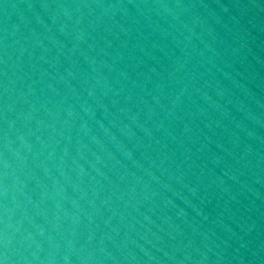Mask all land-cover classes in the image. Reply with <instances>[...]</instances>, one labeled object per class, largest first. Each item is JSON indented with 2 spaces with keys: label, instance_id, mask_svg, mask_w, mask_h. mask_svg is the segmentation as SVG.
I'll use <instances>...</instances> for the list:
<instances>
[{
  "label": "water",
  "instance_id": "95a60500",
  "mask_svg": "<svg viewBox=\"0 0 264 264\" xmlns=\"http://www.w3.org/2000/svg\"><path fill=\"white\" fill-rule=\"evenodd\" d=\"M0 264H264V0H0Z\"/></svg>",
  "mask_w": 264,
  "mask_h": 264
}]
</instances>
